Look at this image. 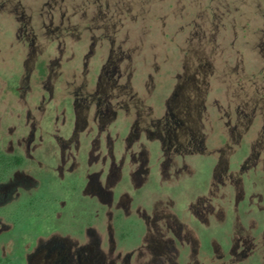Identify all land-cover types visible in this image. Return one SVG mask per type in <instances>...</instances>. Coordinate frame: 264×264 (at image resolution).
<instances>
[{
  "label": "flooded vegetation",
  "instance_id": "1",
  "mask_svg": "<svg viewBox=\"0 0 264 264\" xmlns=\"http://www.w3.org/2000/svg\"><path fill=\"white\" fill-rule=\"evenodd\" d=\"M26 93L0 107V264H264L261 141L233 163L195 107Z\"/></svg>",
  "mask_w": 264,
  "mask_h": 264
},
{
  "label": "rangeland",
  "instance_id": "2",
  "mask_svg": "<svg viewBox=\"0 0 264 264\" xmlns=\"http://www.w3.org/2000/svg\"><path fill=\"white\" fill-rule=\"evenodd\" d=\"M98 90L113 107H195L233 163L254 141L264 159V0H0V107L54 91L68 112Z\"/></svg>",
  "mask_w": 264,
  "mask_h": 264
}]
</instances>
